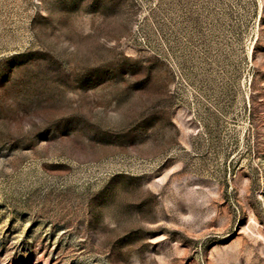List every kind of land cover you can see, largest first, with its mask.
<instances>
[{
    "label": "rangeland",
    "instance_id": "1",
    "mask_svg": "<svg viewBox=\"0 0 264 264\" xmlns=\"http://www.w3.org/2000/svg\"><path fill=\"white\" fill-rule=\"evenodd\" d=\"M0 264H264V0H0Z\"/></svg>",
    "mask_w": 264,
    "mask_h": 264
},
{
    "label": "snow or ice",
    "instance_id": "2",
    "mask_svg": "<svg viewBox=\"0 0 264 264\" xmlns=\"http://www.w3.org/2000/svg\"><path fill=\"white\" fill-rule=\"evenodd\" d=\"M157 237H154L153 239H156Z\"/></svg>",
    "mask_w": 264,
    "mask_h": 264
}]
</instances>
